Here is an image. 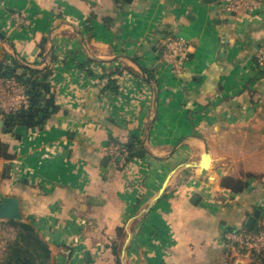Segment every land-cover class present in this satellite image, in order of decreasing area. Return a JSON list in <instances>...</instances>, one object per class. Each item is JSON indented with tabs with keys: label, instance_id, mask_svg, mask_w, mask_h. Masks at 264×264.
<instances>
[{
	"label": "crops",
	"instance_id": "crops-1",
	"mask_svg": "<svg viewBox=\"0 0 264 264\" xmlns=\"http://www.w3.org/2000/svg\"><path fill=\"white\" fill-rule=\"evenodd\" d=\"M256 1L233 13L227 0H123L101 22L96 0H0V67L20 65L44 113L31 110L27 136L0 123L13 158L0 201L19 199L51 264H254L225 235L264 219V148L232 145L264 126ZM166 34L191 43L180 72ZM112 143L133 148L124 165Z\"/></svg>",
	"mask_w": 264,
	"mask_h": 264
},
{
	"label": "built area",
	"instance_id": "built-area-1",
	"mask_svg": "<svg viewBox=\"0 0 264 264\" xmlns=\"http://www.w3.org/2000/svg\"><path fill=\"white\" fill-rule=\"evenodd\" d=\"M258 4L256 0H227V6L235 12L250 9ZM16 20L19 24L26 22L22 15H17ZM163 47L162 56L165 61L171 64L176 71H182L190 57V41L175 35L164 40ZM256 64L261 71H264V45L259 47L256 53ZM20 74V71L11 75L0 73V123H3L4 127H6L7 118L29 111L31 107L32 99L28 93V85L20 80ZM108 154L121 165H124L130 157L129 149L121 143H112L108 147ZM225 237L233 248L248 256L264 254V219L259 224V229H233L226 233Z\"/></svg>",
	"mask_w": 264,
	"mask_h": 264
},
{
	"label": "trees",
	"instance_id": "trees-1",
	"mask_svg": "<svg viewBox=\"0 0 264 264\" xmlns=\"http://www.w3.org/2000/svg\"><path fill=\"white\" fill-rule=\"evenodd\" d=\"M20 67L18 63L14 66H7L6 68L0 67V73L3 75H11L14 74L17 69ZM30 72L31 75L37 74L36 70L25 69ZM26 73H21L19 78L25 84H29L30 78L28 80L25 79ZM43 78L46 80V74L43 75ZM28 93L31 96L32 101L35 102L37 98V93H34L31 88L28 86ZM31 110L21 112L18 115L7 118L5 123V128H12L16 125L17 121L22 120L27 122V124H31V121H26L32 114ZM28 125V126H29ZM9 130V129H8ZM128 147V146H127ZM129 148V147H128ZM9 149V144L5 142L0 136V157L4 154L7 155ZM130 157L133 154V148L130 147ZM135 154V153H134ZM129 157V158H130ZM253 176L254 175H250ZM230 184H238L240 181L238 179L229 178ZM242 181L240 182L241 185ZM8 225H10L16 235L14 239L7 241V245L5 246V250L3 252L4 256L1 259V264H51L52 260V251L47 243V241L41 237L37 227L34 222L25 218L24 220H15V219H6ZM249 230H256L253 227H246ZM252 262L254 264H264V254H254L251 256Z\"/></svg>",
	"mask_w": 264,
	"mask_h": 264
},
{
	"label": "water",
	"instance_id": "water-1",
	"mask_svg": "<svg viewBox=\"0 0 264 264\" xmlns=\"http://www.w3.org/2000/svg\"><path fill=\"white\" fill-rule=\"evenodd\" d=\"M122 1L123 0H96V4L93 9V17L101 22H106L109 20L113 13L118 10H122ZM131 2L132 0H125ZM205 2H215L220 0H204ZM171 37V34L163 35V39L166 41ZM0 39L5 40V34L0 31ZM28 80V78H25ZM34 109V111L40 112V105H35V102H31V107L29 110ZM44 113L40 112V117H43ZM29 120V119H28ZM3 123H1L2 125ZM29 126L25 124L23 121H17L14 128H9V131H14L19 136H27L28 135ZM211 161V156L206 148L205 153L203 154V160L199 163V166L202 168H209ZM168 180L165 182L164 186L161 189L160 194H162L165 190ZM260 211L257 210L254 215L250 216L247 224L253 225L255 220L259 217ZM0 219H15V220H24L21 203L19 199L15 196H5L0 201Z\"/></svg>",
	"mask_w": 264,
	"mask_h": 264
},
{
	"label": "rangeland",
	"instance_id": "rangeland-1",
	"mask_svg": "<svg viewBox=\"0 0 264 264\" xmlns=\"http://www.w3.org/2000/svg\"><path fill=\"white\" fill-rule=\"evenodd\" d=\"M233 13H236V12H233ZM259 73H261V72H259ZM263 112H264V110H263ZM263 116L264 115L262 114V117ZM262 134H264V126L252 127L251 129H248L247 133L245 134L244 139L242 137H240V138H237V140H240V141H234L232 143L231 141H229L230 139L228 138L225 145L229 147V144L231 142L232 145L235 146V148H236V145H242L248 150H252V149L256 148V146H257V148H260L259 146L264 148V142L262 141L263 139H261ZM233 139H236V137ZM219 146H222V143H219ZM0 158H2V160H1L2 162H0V164H3V162L6 161V163H7L6 172H8V176H10V168L12 166L13 158L11 157V155L9 153H7V155L4 154ZM5 174L7 175V173H5ZM247 175L250 176L249 174H247ZM255 177L257 179L260 178V180H262L261 176L255 175ZM239 181L241 182L242 180H239ZM4 221H6V219H0V264H1V259L4 256L3 252L5 250V246L7 245V241L14 239V237L16 235L14 229L10 225H8L7 222H4Z\"/></svg>",
	"mask_w": 264,
	"mask_h": 264
}]
</instances>
